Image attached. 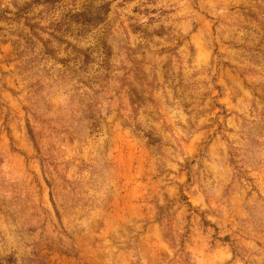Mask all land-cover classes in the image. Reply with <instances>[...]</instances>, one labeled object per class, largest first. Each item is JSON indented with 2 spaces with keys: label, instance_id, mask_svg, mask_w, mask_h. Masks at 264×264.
Returning <instances> with one entry per match:
<instances>
[{
  "label": "rangeland",
  "instance_id": "obj_1",
  "mask_svg": "<svg viewBox=\"0 0 264 264\" xmlns=\"http://www.w3.org/2000/svg\"><path fill=\"white\" fill-rule=\"evenodd\" d=\"M32 1L0 0V258L264 264V0Z\"/></svg>",
  "mask_w": 264,
  "mask_h": 264
},
{
  "label": "trees",
  "instance_id": "obj_2",
  "mask_svg": "<svg viewBox=\"0 0 264 264\" xmlns=\"http://www.w3.org/2000/svg\"><path fill=\"white\" fill-rule=\"evenodd\" d=\"M60 0H34L32 1L31 3V6L32 5H38V4H42V5H51V6H54L55 4L59 3ZM103 13H107L108 12V9L106 8H103L102 9ZM83 16V13L82 14H72V15H68V18H69V22L71 21H77L76 19L78 18H81ZM0 264H17V261L16 259L13 257V256H7V257H4V258H0Z\"/></svg>",
  "mask_w": 264,
  "mask_h": 264
}]
</instances>
